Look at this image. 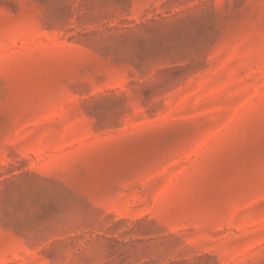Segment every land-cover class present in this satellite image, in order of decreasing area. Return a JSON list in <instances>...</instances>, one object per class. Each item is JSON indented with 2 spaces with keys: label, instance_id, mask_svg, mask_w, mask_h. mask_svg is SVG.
<instances>
[{
  "label": "rangeland",
  "instance_id": "1",
  "mask_svg": "<svg viewBox=\"0 0 264 264\" xmlns=\"http://www.w3.org/2000/svg\"><path fill=\"white\" fill-rule=\"evenodd\" d=\"M0 264H264V0H0Z\"/></svg>",
  "mask_w": 264,
  "mask_h": 264
}]
</instances>
